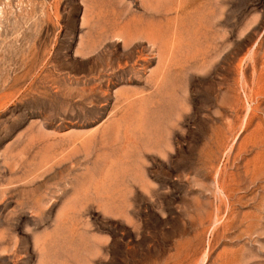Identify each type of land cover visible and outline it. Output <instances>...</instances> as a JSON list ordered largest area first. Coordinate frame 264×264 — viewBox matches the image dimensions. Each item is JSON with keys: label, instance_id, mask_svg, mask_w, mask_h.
<instances>
[{"label": "rangeland", "instance_id": "rangeland-1", "mask_svg": "<svg viewBox=\"0 0 264 264\" xmlns=\"http://www.w3.org/2000/svg\"><path fill=\"white\" fill-rule=\"evenodd\" d=\"M0 264H264V0H0Z\"/></svg>", "mask_w": 264, "mask_h": 264}, {"label": "bare ground", "instance_id": "bare-ground-1", "mask_svg": "<svg viewBox=\"0 0 264 264\" xmlns=\"http://www.w3.org/2000/svg\"><path fill=\"white\" fill-rule=\"evenodd\" d=\"M118 34H119V33H118ZM120 34H122L121 31H120ZM122 37H123V36H122ZM123 39H124V38H123ZM150 39H151V38H150ZM124 40H125V39H124ZM124 40H123V41H124ZM136 40H137V39H136ZM136 40L134 39V41H136ZM147 40H149V39H147ZM148 43H150V40L148 41ZM158 55H159V54H158ZM125 63H127V62H125ZM89 80H91V79H89ZM102 85H103V84H102ZM97 87H98V86H97ZM91 88H92V87H91ZM93 88H94V87H93ZM101 88H102V86H101ZM101 88H100V89H101ZM96 89H97V88H96ZM93 90H94V89H93Z\"/></svg>", "mask_w": 264, "mask_h": 264}]
</instances>
